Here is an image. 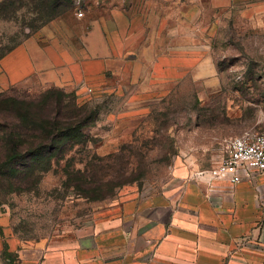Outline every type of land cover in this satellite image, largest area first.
<instances>
[{"label": "rangeland", "instance_id": "1", "mask_svg": "<svg viewBox=\"0 0 264 264\" xmlns=\"http://www.w3.org/2000/svg\"><path fill=\"white\" fill-rule=\"evenodd\" d=\"M138 10L151 16L160 48H208L187 50L181 75H153L146 64L140 76L109 75L86 93L34 74L26 43L59 47L66 59L98 55L94 29ZM203 54L215 71L194 78L189 67ZM0 73L1 122L13 121L12 99L36 125L57 119L76 138L29 158L44 172H0V264H23L31 250L65 247L127 196L161 190L179 164L208 171L230 139L264 135V0H0Z\"/></svg>", "mask_w": 264, "mask_h": 264}, {"label": "crops", "instance_id": "2", "mask_svg": "<svg viewBox=\"0 0 264 264\" xmlns=\"http://www.w3.org/2000/svg\"><path fill=\"white\" fill-rule=\"evenodd\" d=\"M152 32L151 16L138 10L94 29L103 42L95 48H104L98 55L66 59L59 47L30 43L24 51L41 83L86 93L109 75L140 76L146 64L153 75H181L182 59L193 56L187 50L208 48L196 41L160 48ZM214 71L207 54L189 67L194 78ZM172 174L161 190L127 196L78 228L65 247L31 250L23 264H264V172L212 188L186 164Z\"/></svg>", "mask_w": 264, "mask_h": 264}, {"label": "trees", "instance_id": "3", "mask_svg": "<svg viewBox=\"0 0 264 264\" xmlns=\"http://www.w3.org/2000/svg\"><path fill=\"white\" fill-rule=\"evenodd\" d=\"M10 102L12 122L0 121V172L7 179H13L24 169L44 172L49 168H37L34 158L38 152L51 151L67 142L75 140L74 131L68 127V124L57 119L47 120L44 124L36 125L35 119L30 117L28 110L23 111L21 107H16L15 100ZM6 117V116H4ZM37 140L34 146L32 143ZM28 153V157L22 156ZM34 156V157H32ZM24 158H28L23 162ZM46 162H48L46 160Z\"/></svg>", "mask_w": 264, "mask_h": 264}, {"label": "built area", "instance_id": "4", "mask_svg": "<svg viewBox=\"0 0 264 264\" xmlns=\"http://www.w3.org/2000/svg\"><path fill=\"white\" fill-rule=\"evenodd\" d=\"M256 172H264V135L246 133L227 141L216 165L198 172L196 178L205 180L211 188L218 181L235 186Z\"/></svg>", "mask_w": 264, "mask_h": 264}]
</instances>
